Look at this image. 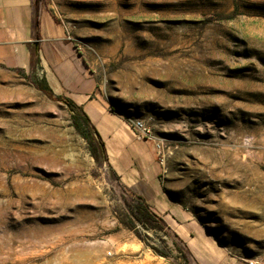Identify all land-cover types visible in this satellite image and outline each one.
<instances>
[{
    "label": "rangeland",
    "instance_id": "rangeland-1",
    "mask_svg": "<svg viewBox=\"0 0 264 264\" xmlns=\"http://www.w3.org/2000/svg\"><path fill=\"white\" fill-rule=\"evenodd\" d=\"M38 2L101 97L159 140L170 198L227 259L264 264V0ZM40 77L0 65V264H198L131 217L142 202Z\"/></svg>",
    "mask_w": 264,
    "mask_h": 264
},
{
    "label": "crops",
    "instance_id": "crops-1",
    "mask_svg": "<svg viewBox=\"0 0 264 264\" xmlns=\"http://www.w3.org/2000/svg\"><path fill=\"white\" fill-rule=\"evenodd\" d=\"M34 61L52 93L70 100L89 119L120 185L162 218L198 264L208 259L237 264L210 243L188 210L170 198L160 180L154 144L137 139L125 120L110 109L84 57L65 39L63 26L51 12L37 7L35 0H0V65L28 69Z\"/></svg>",
    "mask_w": 264,
    "mask_h": 264
},
{
    "label": "trees",
    "instance_id": "trees-1",
    "mask_svg": "<svg viewBox=\"0 0 264 264\" xmlns=\"http://www.w3.org/2000/svg\"><path fill=\"white\" fill-rule=\"evenodd\" d=\"M35 3H36V6L39 7L38 0H35ZM37 86L49 98L60 101L63 104H66L68 106V111L70 112L71 120H72V124H73L74 128L82 136V138H84L86 141H88V143L90 145L95 144V146H92V151H93L94 157L96 159L98 157H101L102 159H104L106 161L103 143H102L99 135L95 131V129L90 124L89 119L86 117V115L84 113H82L80 108H78L70 100H68L62 96H54V94L50 90V88L47 85L44 78H42L38 81ZM96 148L99 150V155L96 154ZM131 217L133 219H135L136 221L142 223V225L146 224L148 221H153L156 223H161L164 228L169 229L167 227V225L165 224V222L162 220V218L157 216L155 213H153L148 208V206L145 205L143 202H142L141 207H138L136 209V214L131 213ZM186 249H187V247H186ZM187 251H188V249H187ZM154 252L164 256L163 253H159L155 249H154ZM187 254H189V253L187 252Z\"/></svg>",
    "mask_w": 264,
    "mask_h": 264
},
{
    "label": "built area",
    "instance_id": "built-area-1",
    "mask_svg": "<svg viewBox=\"0 0 264 264\" xmlns=\"http://www.w3.org/2000/svg\"><path fill=\"white\" fill-rule=\"evenodd\" d=\"M65 39L68 41L72 40L67 31L65 33ZM111 110L114 112L113 109ZM115 113L118 114V112H115ZM121 117L125 120V122L127 123V125L129 126V128L131 129V131L133 132L134 136L137 139L151 141L152 143H154V148L157 151V153L159 152V150L161 149L159 140L156 139V137L152 134L150 129L142 121L134 120L129 116H121ZM245 263L246 264H258L257 262H253L251 260H247L245 261Z\"/></svg>",
    "mask_w": 264,
    "mask_h": 264
},
{
    "label": "bare ground",
    "instance_id": "bare-ground-1",
    "mask_svg": "<svg viewBox=\"0 0 264 264\" xmlns=\"http://www.w3.org/2000/svg\"><path fill=\"white\" fill-rule=\"evenodd\" d=\"M109 106H110L111 109L114 110V112H118V114H119L120 116H128V115H126L125 113H123V112L119 111L118 109H116L115 107H113L111 104H109ZM131 118H132V117H131ZM132 119H134V120H139V119H135V118H132Z\"/></svg>",
    "mask_w": 264,
    "mask_h": 264
},
{
    "label": "water",
    "instance_id": "water-1",
    "mask_svg": "<svg viewBox=\"0 0 264 264\" xmlns=\"http://www.w3.org/2000/svg\"><path fill=\"white\" fill-rule=\"evenodd\" d=\"M33 45H34V47H35V51L37 52V45H38V43L35 41L34 43H33ZM65 106L68 108V106L65 104Z\"/></svg>",
    "mask_w": 264,
    "mask_h": 264
}]
</instances>
